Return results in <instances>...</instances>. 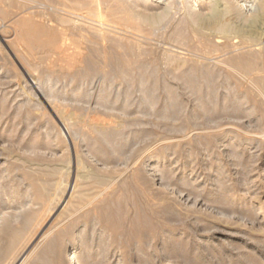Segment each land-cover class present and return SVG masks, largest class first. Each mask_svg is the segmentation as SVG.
Returning a JSON list of instances; mask_svg holds the SVG:
<instances>
[{
    "label": "rangeland",
    "instance_id": "374dc122",
    "mask_svg": "<svg viewBox=\"0 0 264 264\" xmlns=\"http://www.w3.org/2000/svg\"><path fill=\"white\" fill-rule=\"evenodd\" d=\"M166 2L0 0V264H264V10Z\"/></svg>",
    "mask_w": 264,
    "mask_h": 264
},
{
    "label": "bare ground",
    "instance_id": "6f19581e",
    "mask_svg": "<svg viewBox=\"0 0 264 264\" xmlns=\"http://www.w3.org/2000/svg\"><path fill=\"white\" fill-rule=\"evenodd\" d=\"M64 1L66 2V0H64ZM125 1H127V3L128 2L131 3V5L128 4L131 7L130 8L127 7V9H129L130 12H131V14L129 13L131 15L129 18L132 20L133 23H134V21L135 22L138 21V22H141V23H143V24H145L147 26H153V25L156 24V22L158 21V19L160 17H163L165 15V7H162V8L160 7L161 6L160 4H161V2H163V0H160V1H154V0H125ZM170 1H173V0H168V3L167 2L166 3L169 5ZM219 1L220 0H186V3L188 5L187 7H188L189 14L192 17H194V18H198V16L203 15L207 9H210V10L216 9L217 5L219 4ZM223 1H224V4H223L224 6H223L222 10L225 13L234 12L235 14H239V15H242L244 13V10H243V6H244V2L243 1L244 0H223ZM254 2L256 3L255 5L258 6V9H259L260 12L264 10V0H254ZM159 7H160V9H158L156 12H149V9H151V8H159ZM69 11H71V10H69ZM207 12H208V10H207ZM256 17H258V14L254 15V18H256ZM98 27H100V26H98ZM135 28L139 31V33H136L139 36V38L140 37L147 38V35H145L138 27L135 26ZM63 49H64V47H63ZM32 83L34 84L32 86V88H34V89H36L38 91V95H40L42 97H45L46 95H45L44 91L41 89V87L39 86V82L36 79H33ZM62 125H63L64 129L67 128L64 123H62ZM2 211L4 212V210L1 208L0 212H2ZM75 239H76V237H73L71 241H73ZM54 249H56V248H54ZM67 250H68V251H66L67 254H66L65 258H63L62 261L65 264H80V262H81L80 254L78 252V248H77L76 244L69 245L67 247ZM30 252H31V245L28 247V249L24 253L25 254H29ZM30 256H31V254H30ZM23 259H24V257L20 256V258L17 260L16 264H22Z\"/></svg>",
    "mask_w": 264,
    "mask_h": 264
}]
</instances>
